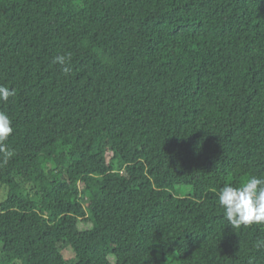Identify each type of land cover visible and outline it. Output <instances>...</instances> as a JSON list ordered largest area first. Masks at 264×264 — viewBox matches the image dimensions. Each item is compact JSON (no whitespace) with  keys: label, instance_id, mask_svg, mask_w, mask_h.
Listing matches in <instances>:
<instances>
[{"label":"trees","instance_id":"16d2710c","mask_svg":"<svg viewBox=\"0 0 264 264\" xmlns=\"http://www.w3.org/2000/svg\"><path fill=\"white\" fill-rule=\"evenodd\" d=\"M0 84V264H264V0H0Z\"/></svg>","mask_w":264,"mask_h":264},{"label":"clouds","instance_id":"9594fccd","mask_svg":"<svg viewBox=\"0 0 264 264\" xmlns=\"http://www.w3.org/2000/svg\"><path fill=\"white\" fill-rule=\"evenodd\" d=\"M69 59L70 55H57L53 63L61 65L63 71L68 73L70 69L66 65ZM14 95L13 89L0 84V102H7ZM12 133L11 118L0 112V163L7 164L15 154L6 144ZM218 202L223 209V218L231 229L264 226V176L250 175L239 187L224 185L219 190ZM254 248L264 251V238L258 239Z\"/></svg>","mask_w":264,"mask_h":264},{"label":"rangeland","instance_id":"374dc122","mask_svg":"<svg viewBox=\"0 0 264 264\" xmlns=\"http://www.w3.org/2000/svg\"><path fill=\"white\" fill-rule=\"evenodd\" d=\"M108 159H109V155H108ZM6 193H7V189L4 188L3 186H0V203H1L2 201L5 200V198H6ZM190 193H191L190 188H188V187H186V186H183V187H176V192H175V194H177L178 196H186V195H188V194H190ZM79 228H80L81 230H86V229L90 228V225L80 224V225H79ZM63 255H64V257H65L67 260H73V258H74L73 253H72L69 249L65 250V251L63 252Z\"/></svg>","mask_w":264,"mask_h":264}]
</instances>
